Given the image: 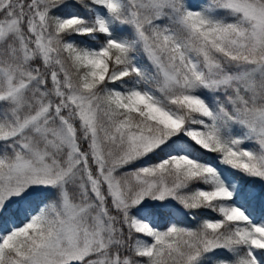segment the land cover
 <instances>
[{
	"label": "snow or ice",
	"instance_id": "obj_1",
	"mask_svg": "<svg viewBox=\"0 0 264 264\" xmlns=\"http://www.w3.org/2000/svg\"><path fill=\"white\" fill-rule=\"evenodd\" d=\"M0 264H264V0H0Z\"/></svg>",
	"mask_w": 264,
	"mask_h": 264
},
{
	"label": "trees",
	"instance_id": "obj_2",
	"mask_svg": "<svg viewBox=\"0 0 264 264\" xmlns=\"http://www.w3.org/2000/svg\"><path fill=\"white\" fill-rule=\"evenodd\" d=\"M188 224H189V225H191V224H192V222H191V221H188Z\"/></svg>",
	"mask_w": 264,
	"mask_h": 264
}]
</instances>
